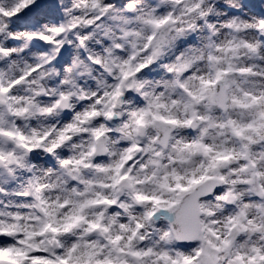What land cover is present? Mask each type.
I'll list each match as a JSON object with an SVG mask.
<instances>
[{"label": "snow or ice", "instance_id": "obj_1", "mask_svg": "<svg viewBox=\"0 0 264 264\" xmlns=\"http://www.w3.org/2000/svg\"><path fill=\"white\" fill-rule=\"evenodd\" d=\"M0 264H264V0H0Z\"/></svg>", "mask_w": 264, "mask_h": 264}]
</instances>
